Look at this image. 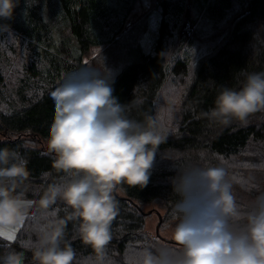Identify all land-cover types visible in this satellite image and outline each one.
Masks as SVG:
<instances>
[{
	"label": "trees",
	"instance_id": "obj_1",
	"mask_svg": "<svg viewBox=\"0 0 264 264\" xmlns=\"http://www.w3.org/2000/svg\"><path fill=\"white\" fill-rule=\"evenodd\" d=\"M135 1L18 0L12 18L0 19V47L4 41L14 44L23 55L14 100L0 94L6 104L0 106V148L15 149L28 160L29 176L17 184L16 193L37 199L47 184L63 178L52 168L54 154L47 146L54 116L51 92L66 75L91 66L86 56L92 46H103L104 63L117 67L111 79L113 95L128 106L129 117L142 122L151 117L167 133L147 186L123 184L116 188L118 197L112 193L119 211L110 228L113 239L106 264H126L144 247L175 246L147 227L154 212L162 215L160 231L176 223L170 181L175 170L168 158L183 166L203 163V153L214 165L222 162L244 207L264 192V171L256 168L264 166V112L251 116L247 125L223 124L207 115L221 85L239 87L241 69L264 71V0H156L154 26L148 25L149 17L131 23ZM188 4L196 12L197 34L179 38L176 32ZM146 31L149 48L142 41ZM4 75L0 67V91ZM167 84L183 87L178 104L162 121L157 100ZM64 207L57 202L50 211L68 220ZM32 223L26 220L12 240L0 236V251L2 246L22 250L31 240ZM73 223L68 220L66 238L77 257L93 255L90 247L71 239Z\"/></svg>",
	"mask_w": 264,
	"mask_h": 264
},
{
	"label": "clouds",
	"instance_id": "obj_2",
	"mask_svg": "<svg viewBox=\"0 0 264 264\" xmlns=\"http://www.w3.org/2000/svg\"><path fill=\"white\" fill-rule=\"evenodd\" d=\"M17 3L0 0V19L10 20ZM102 69L81 67L51 92L54 116L47 146L54 154L52 168L64 176L36 193L37 199L15 192L29 176L28 160L15 149L0 148V236L33 221L30 242L22 250L2 246L0 264H106L119 211L113 191L123 184L147 186L167 133L151 117L130 118ZM238 75L243 77L238 88L221 85L209 119L247 125L251 116L264 112V71L241 69ZM200 155L203 163L183 166L168 158L175 170L170 178L175 246L144 247L126 264H264V192L242 206L222 162L214 165ZM256 168L264 171L262 165ZM57 202L74 222L71 239L90 247L93 255L77 257L66 238L68 220L50 211Z\"/></svg>",
	"mask_w": 264,
	"mask_h": 264
},
{
	"label": "rangeland",
	"instance_id": "obj_3",
	"mask_svg": "<svg viewBox=\"0 0 264 264\" xmlns=\"http://www.w3.org/2000/svg\"><path fill=\"white\" fill-rule=\"evenodd\" d=\"M191 5V4H190ZM158 6L156 4V0H136L132 11L130 15V20L131 23H141L144 18L149 17V24L150 26H154L155 22L157 20V17L159 15L158 13ZM190 18L191 24L194 25V29L190 36L193 34H197L196 30V24H197V19H196V12L193 8V6H190V13L187 16L186 12L183 17L181 25L177 29V36L179 38H189L186 35V32L183 33L182 36H180V29L183 28L184 25L187 23V19ZM130 22V21H129ZM144 37L142 41L144 42V45L146 48H149V32L146 31L144 33ZM170 40V41H169ZM169 45H171V39H169ZM103 50V46H92L90 48L89 53L86 56V60H88L89 64L92 67L102 69V65H104L105 70L108 72L110 80L113 78L114 73L117 70V67L115 64L112 65V63H104L103 57L101 56ZM17 51V52H16ZM22 51L21 48L18 46L11 44L9 45L8 42H5L1 44L0 47V67L4 71V77H5V84L2 86L0 94L4 95V97H7L8 100H14L15 98V92H16V85L22 76ZM182 87L177 86V85H171L167 84L166 86L163 87L161 90L159 96H158V107H159V114H161V120L166 121L165 117H167V113L170 110L171 107H175L179 99L181 98V92H182ZM2 100V101H1ZM0 100V106H5L6 104L3 102V99ZM176 108H173L172 114L175 112ZM235 190V189H234ZM241 191V190H240ZM237 193H247V192H239ZM151 205H147L146 208H150ZM159 220V215L154 212L150 218L147 220V227L153 232L155 231L157 222ZM172 230L173 229H163L160 231L161 235L163 237L170 238L172 240Z\"/></svg>",
	"mask_w": 264,
	"mask_h": 264
},
{
	"label": "water",
	"instance_id": "obj_4",
	"mask_svg": "<svg viewBox=\"0 0 264 264\" xmlns=\"http://www.w3.org/2000/svg\"><path fill=\"white\" fill-rule=\"evenodd\" d=\"M189 13H190V4L187 5L186 15L188 16ZM193 29H194V25L191 24V20H190V18H188L186 25H184L183 28L180 29V36H182L183 33L186 32L187 37H189L190 34L192 33ZM113 192H114L115 197L119 196L118 193L116 192V189ZM161 222H162V215L159 213V220H158L156 228H155L156 235H158L159 237H163L160 233ZM163 238H166V237H163Z\"/></svg>",
	"mask_w": 264,
	"mask_h": 264
},
{
	"label": "snow or ice",
	"instance_id": "obj_5",
	"mask_svg": "<svg viewBox=\"0 0 264 264\" xmlns=\"http://www.w3.org/2000/svg\"><path fill=\"white\" fill-rule=\"evenodd\" d=\"M4 236H6V238H7L8 240H12V239H14V233H12V234H5Z\"/></svg>",
	"mask_w": 264,
	"mask_h": 264
},
{
	"label": "crops",
	"instance_id": "obj_6",
	"mask_svg": "<svg viewBox=\"0 0 264 264\" xmlns=\"http://www.w3.org/2000/svg\"><path fill=\"white\" fill-rule=\"evenodd\" d=\"M17 231H18V230H17ZM16 234H17V232L14 233V238H15ZM4 237H6V236H4Z\"/></svg>",
	"mask_w": 264,
	"mask_h": 264
}]
</instances>
